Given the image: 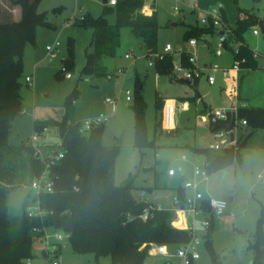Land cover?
Returning a JSON list of instances; mask_svg holds the SVG:
<instances>
[{
  "label": "rangeland",
  "instance_id": "374dc122",
  "mask_svg": "<svg viewBox=\"0 0 264 264\" xmlns=\"http://www.w3.org/2000/svg\"><path fill=\"white\" fill-rule=\"evenodd\" d=\"M159 20L158 48L163 50L167 43L173 47L174 66L172 75L159 73L156 65H149V55L144 39L135 35L131 27L121 29L120 45L114 56H106L102 63L107 67L108 75L96 76L82 73L86 62V51H92L93 29L79 24L81 16L91 12L99 16L104 12L103 0H40L38 11L45 12L50 26L37 28L36 43L28 42L24 54V76L21 94L24 111L12 120L9 142L14 145L29 143L37 146L41 156L61 147V138L57 127H49L43 136L34 132L35 120L61 118L65 110V99L77 87L79 97L74 102V118L85 120L107 117L105 122L104 142L117 144L119 153L116 158V183L120 186L134 178V194L154 205L175 211L178 188L183 180H192L195 164L205 169L202 155L195 147H209L214 142L215 130L211 125V111L230 107L236 102L228 92L231 79H226L217 72L218 83L207 85L201 79L199 86L189 84L177 77L176 65L180 61L179 50H191L185 39L188 24H198L200 13L220 4L225 9L227 23L234 28L238 19L244 17V11L258 18L264 16V0H156ZM152 0H146L151 4ZM196 3L197 10L190 5ZM174 7H179L180 14ZM110 23L116 20L114 11L107 13ZM180 23L176 26L172 22ZM259 29L260 34L254 33ZM217 34H209L211 46L203 41L197 45L201 59H208L226 64L229 54L215 57L209 50L217 46ZM244 37L249 45L258 52V68H243L239 72L241 92L254 106H264V32L259 24L248 28ZM74 44L75 66L73 70L64 69L62 59H66ZM59 42L58 56L50 60L47 45ZM126 55L129 58H126ZM233 63V59H232ZM231 63V64H232ZM229 64V65H231ZM60 71L59 77L56 73ZM71 73V77L66 74ZM32 75V82L25 77ZM143 85L140 90L139 86ZM240 88V87H239ZM131 91V99H126V91ZM238 92V98L240 95ZM146 103V124L148 138L156 139L155 146L139 149L135 146V111L139 97ZM194 97V100L188 99ZM107 98L113 101L108 102ZM243 99V98H242ZM242 102L238 99V111ZM198 113V114H197ZM172 131V132H171ZM245 132L238 130V148ZM221 143L230 142L226 135ZM36 148V149H37ZM182 155L186 158L183 159ZM186 170L182 173L181 169ZM175 170L174 174L170 170ZM208 178L203 179L200 191L209 196L224 198L228 208L222 216L214 218L211 231L212 253L219 264H253L254 242L252 231L258 225L264 230V128L254 131L245 145L240 147L239 158L225 169L208 171ZM28 194L34 196L31 185L18 187L10 194V215H19ZM175 213V212H174ZM57 230L47 229L49 241H54ZM59 257L62 264H113L109 253L97 255L95 252H74L67 235L61 240ZM176 246L170 247L171 251ZM46 241L36 240L34 257L29 264H46L43 251ZM200 258L194 264H211L212 253L205 240L198 247ZM161 258L151 257L148 264H159ZM29 261V260H28Z\"/></svg>",
  "mask_w": 264,
  "mask_h": 264
},
{
  "label": "trees",
  "instance_id": "16d2710c",
  "mask_svg": "<svg viewBox=\"0 0 264 264\" xmlns=\"http://www.w3.org/2000/svg\"><path fill=\"white\" fill-rule=\"evenodd\" d=\"M39 2L0 0V264H29L28 260L35 255L34 243L37 239H43L44 228L60 230L66 234L74 252H95L97 255L107 252L113 264H148V259L152 257V243L178 247L191 239V232L172 223L174 211L136 197L133 177L120 186L116 183L119 146L104 142L105 122L86 134L81 132V120H76L73 115L74 102L79 97L77 87L66 97L61 118L34 121V132L38 136H43L49 127H57L59 130V148L65 151L59 161L49 163L50 157L37 155L31 139L29 143L20 145L9 142L12 120L24 111L21 87L26 45L28 42L36 43L38 26L51 25L46 13L38 11ZM146 5V0H117L115 5L104 3V12L99 16L89 11L81 16L79 24L93 29V50L86 51L82 73H93L96 76L109 74L102 60L116 54L121 29L128 26L135 35L144 39L148 52L161 51L162 58L154 64L157 71L172 75L174 53L158 48L160 24L157 1L152 0L149 4L152 10L149 14L142 12ZM110 11L116 14L114 23L107 19L106 15ZM244 14L232 28L226 47L234 52L231 44L240 43L234 59H245L241 67L256 69L258 59L244 33L253 24H259L264 32V16L260 19L249 12L244 11ZM223 16L227 20L225 10ZM215 32L213 25L188 24L185 39L188 41L196 38L207 43L210 39L206 36ZM69 40L71 49L62 63L63 70L71 71L75 66V56L73 40ZM180 60L190 65L186 53L180 55ZM59 75L60 71L56 77ZM196 84L197 81L191 83L194 86ZM188 99L194 100V97ZM138 105L134 108L135 146L142 150L155 146L156 139L148 138L146 103L142 96L139 97ZM238 117L245 119L248 127L238 148L195 147V151L204 156L207 171L225 169L234 164L239 158L240 147L245 145L254 131L264 128V106H241ZM54 149L59 152L57 147ZM46 171L53 177L55 185L53 192L40 195L41 207L45 210L43 218L30 217L26 213L30 194L25 198L22 212L11 216L10 194L18 187L31 185L34 179ZM186 195L180 186L177 197L184 200ZM204 210L210 214L209 207ZM214 218L204 234L211 253L210 236L215 224ZM252 233L253 264H264V230L258 225ZM58 245L56 255L62 247L60 242ZM211 264H219L214 253Z\"/></svg>",
  "mask_w": 264,
  "mask_h": 264
},
{
  "label": "built area",
  "instance_id": "2783aa9c",
  "mask_svg": "<svg viewBox=\"0 0 264 264\" xmlns=\"http://www.w3.org/2000/svg\"><path fill=\"white\" fill-rule=\"evenodd\" d=\"M117 0H108L109 5H115ZM192 11L197 10V4L194 3L189 6ZM176 13L180 14L179 7H174ZM151 8L149 5H146L142 12L145 14H149L151 12ZM224 8L220 4L219 6L213 7L208 11L200 13V20L199 23L201 25H213L216 28L217 34V46L214 49V54L217 56H221L227 49L226 47V40L232 33V26L227 23V20L224 19L223 16ZM221 30H224V33L221 34ZM213 33V34H215ZM254 33L259 35V29H255ZM198 40L196 38H190L188 40L189 45L192 47L191 50H184L180 49L179 54L186 53L188 55V60L190 65H185L181 60L176 65V75L177 77L185 80L195 82L200 80L201 78L205 77L208 83L215 84L217 82V72H221L224 78L231 79L234 81L233 85H230L227 89L228 92L235 97L236 102L230 105V107L218 108L215 109L213 112L211 111V125L214 126L213 119L216 118L222 123H228L234 115V123L232 126V132L234 133V140H231L230 132H227L223 128L214 129V142H211L209 145L212 149H222L225 147L236 146L238 144V135L237 131L241 130L245 132V128L247 127V121L245 119H241L238 117V92H239V71L241 69V62L245 61V59L239 60L234 59L235 54L239 51L240 43H235L232 46L234 49L233 53V63L230 66H221L219 63H206L200 64L199 63V56L197 53V45ZM59 42H56L52 45H47V51L49 55V59L53 60L58 56L57 47L59 46ZM164 52H173V47L170 43H167L164 48ZM254 55L257 56L258 52L254 51ZM126 58H129L126 55ZM162 58L161 51H156L149 55V65H154L157 59ZM67 77H71V73L66 74ZM27 82H32V75H27L25 77ZM126 99H131V91H126ZM108 102H112L111 98H107ZM107 117H97V118H90L81 120V127L80 130L82 133H88L93 127H96L103 122H106ZM46 131V130H45ZM226 135H229L230 142L227 145H223L220 140H222ZM37 148V146H35ZM65 151L63 148H59V152L57 151H50L48 152V157H50V162L53 163L59 161L63 156ZM36 154L41 156V151L37 148ZM46 157V156H45ZM44 158V157H42ZM182 158L185 159L186 156L182 155ZM171 174L175 173V170H170ZM208 171L207 169H202L199 166H195L194 168V179L193 180H186L184 182V187L192 190V194L186 195L184 200L179 198L176 199V204L180 207L178 211L184 216L186 223L183 227L191 232V239L181 244L176 248V250L171 251L169 245L166 243H152L150 248V253L152 257L157 259L161 258L159 264H194L196 259L200 258V252L198 247L202 244L203 240H205V233L207 232L208 228L211 224V219L213 217H219L228 208V201L222 198L216 197H204L202 191L199 190V184L203 179L208 178ZM54 179L49 174V171L44 172L41 176L34 179L31 183V187L33 191L36 193L34 196L30 194L29 202L25 207L26 213L30 217H41L45 215V210L41 207V200L40 195L42 193L53 192L54 191ZM209 207L210 214H206L204 208ZM198 226H200L203 230V233L198 232ZM47 229L44 228L43 230V241H46L47 249V263L46 264H62V259L59 257V254L56 255L55 251L58 249V242H60L66 234L62 231L57 230L58 232L55 233V240L49 241V233H47ZM40 231L39 229H35ZM30 260L28 261V263Z\"/></svg>",
  "mask_w": 264,
  "mask_h": 264
},
{
  "label": "crops",
  "instance_id": "0c3cea01",
  "mask_svg": "<svg viewBox=\"0 0 264 264\" xmlns=\"http://www.w3.org/2000/svg\"><path fill=\"white\" fill-rule=\"evenodd\" d=\"M158 8V7H157ZM225 10V9H224ZM204 42V41H203ZM198 44H199V42H198ZM205 46H208V48H209V46H211V40H209L207 43H203ZM234 44L235 43H232L231 45L232 46H234ZM190 49H192V47L190 48ZM210 52H212V54H213V56H215V57H223V55L225 54V53H228L229 54V60H230V62L229 61H227V63L226 64H220L221 66H224V67H226V66H230L229 64H231L232 63V59H233V53H232V50H230L228 47H227V49H226V51L221 55V56H217V55H215L214 54V50H209V53ZM258 57V56H257ZM258 59V58H257ZM199 63L200 64H206V63H217V62H215V61H212V60H208V59H201L200 57H199ZM243 68H245V67H241V69H243ZM240 69V70H241ZM247 69H251V68H247ZM240 72V71H239ZM222 75V74H221ZM204 78V80L206 81V83H207V85H209V86H214V85H216L219 81H218V76H217V82L215 83V84H210V83H208V81L206 80V78L205 77H203ZM203 78H201V79H203ZM240 78V77H239ZM201 79L200 80H198L197 81V84H196V86L198 87L199 86V84H201L202 82H200L201 81ZM189 84H191V83H189ZM239 90H240V97L238 98L239 99V102H242V104H241V106H254V105H251L249 102H248V99H247V97H245V94H243V92H241V79H240V81H239ZM243 98V99H242ZM198 114V113H197ZM77 120V119H76ZM246 129V128H245ZM212 142V141H211ZM210 142V143H211ZM197 154H199V155H202V154H200V153H198V152H196ZM202 161H203V163H204V161H205V158H204V156L202 155ZM195 166H199V165H197V164H195ZM200 167V166H199ZM195 168V167H194ZM181 171H182V173H185L186 172V170L184 169V168H182L181 169ZM193 177H194V172H193ZM194 179V178H193ZM192 179V180H193ZM190 180V179H189ZM186 180H183V183L181 184V186L184 188V190H185V192H186V194L187 195H190V194H192V190H190V189H188V188H185L184 187V182H185ZM202 182V181H201ZM201 182H200V184H201ZM200 184H199V187H200ZM200 190V189H199ZM203 194H204V197H212V196H209L208 194H206L205 192H203ZM139 199H145V197H144V194H141L140 193V195H139V197H138ZM222 199H224V198H222ZM175 213H174V217H173V220H172V223L176 226V227H179V228H183L184 226H185V223H186V220H185V218H184V216L181 214V212L180 211H178V209H176L175 211H174ZM226 212V211H225ZM225 212H224V214H225ZM223 215V214H222ZM221 215V216H222ZM215 221V220H214ZM215 223V222H214ZM199 228H198V232L199 233H203V230H202V228L200 227V226H198ZM60 243H61V241H60ZM59 246V245H58ZM61 246H62V243H61ZM62 248V247H61ZM45 251V250H44ZM43 256H44V258H46L45 260H46V263H47V257H46V254L43 252Z\"/></svg>",
  "mask_w": 264,
  "mask_h": 264
},
{
  "label": "water",
  "instance_id": "95a60500",
  "mask_svg": "<svg viewBox=\"0 0 264 264\" xmlns=\"http://www.w3.org/2000/svg\"><path fill=\"white\" fill-rule=\"evenodd\" d=\"M107 2H108V0H103V3H107ZM177 23L178 22H172L171 25L176 26ZM220 33L223 34L224 30H221ZM61 61L63 62L64 60L62 59ZM188 83H191V82L188 81ZM142 88H143V86L140 85L139 89H142ZM234 119H235L234 115H232V117H231V119H230V121L228 123H222L218 119L214 118L213 119V123H214L213 128L214 129H218V128L225 129L227 132H230L231 140H234L235 137H234V133L232 132V126H233V123H234ZM247 131H248V127H246V129H245V132H247Z\"/></svg>",
  "mask_w": 264,
  "mask_h": 264
}]
</instances>
